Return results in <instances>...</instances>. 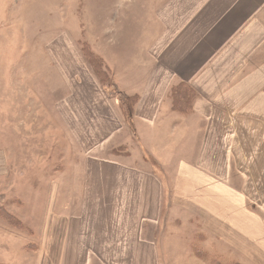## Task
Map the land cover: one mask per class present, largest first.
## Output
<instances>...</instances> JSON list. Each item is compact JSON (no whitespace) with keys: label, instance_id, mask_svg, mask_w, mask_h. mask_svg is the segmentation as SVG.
Returning a JSON list of instances; mask_svg holds the SVG:
<instances>
[{"label":"crops","instance_id":"obj_1","mask_svg":"<svg viewBox=\"0 0 264 264\" xmlns=\"http://www.w3.org/2000/svg\"><path fill=\"white\" fill-rule=\"evenodd\" d=\"M14 1L0 0V207L33 242L0 219V231L21 241L18 260L0 264H264V0L120 2L113 45L100 32L110 14H99L97 40L85 39L118 93L137 98L130 123L116 98L114 116L96 111L100 124L88 121L72 65L49 68L60 74L59 98L40 51L11 65ZM43 84L53 97L43 100ZM180 84L195 93L186 114L170 97ZM46 122L50 146L37 162L32 138ZM164 213L171 228H161Z\"/></svg>","mask_w":264,"mask_h":264},{"label":"rangeland","instance_id":"obj_2","mask_svg":"<svg viewBox=\"0 0 264 264\" xmlns=\"http://www.w3.org/2000/svg\"><path fill=\"white\" fill-rule=\"evenodd\" d=\"M120 2H123V4L129 3L128 0H15L14 2H11V19L7 28L11 33V65L16 64L17 56L22 52H27L26 55H28V52H32L33 50L36 52L40 51V64L42 70L45 71L42 74L43 80L49 78L53 84H56L58 88V98L64 95L60 84V74L58 72V74L50 73L49 68L53 67V65H68V67L71 68L72 65L74 74L73 81H75L74 85L76 86L75 91L76 94L78 93V96L81 95V98L85 101L83 103V109L90 115L88 117L89 122L100 124L95 114L101 107H105L111 115L114 116V111L111 110L110 107L115 105L116 98L119 100L118 104L119 102L121 104L119 110L122 112L123 105H126L128 101L121 94H119L117 88L111 84L112 72L110 71L108 73L110 78L109 82L107 84H101L94 73V69L90 66L88 60L83 54V46L84 44H87L88 49L95 55H98L96 52L98 46L94 43V47L92 43L85 39V36L89 37L90 35H95V40H97L99 32L96 34V30L94 32L92 31V28H95L96 25L94 20L99 16V14L102 15V18H104L106 14H110V17L105 19V22L102 23L101 26L102 30H100V32L108 34L103 42L111 45L115 43L114 34L118 32L119 25L122 24V21L119 22V17L115 15V12H118L115 7H119ZM17 6L22 8L20 10V22L18 19L16 21V16L13 14V10H15ZM14 18L15 20L12 21ZM23 32L28 35L29 39L26 41H23L20 35ZM83 33L84 35H81ZM26 58L28 59V57ZM33 61V59L29 61V64L32 66L34 64ZM41 90L43 100L48 99L49 94L53 97V89H50L49 85L46 86L43 84ZM14 99H16V97H14L13 100ZM48 123L49 122L43 123L42 129L39 130L41 131L40 136H38V134L35 138H32V140L36 141L35 143L38 144V150H41L39 157H37V162L43 159L45 156L44 151H46L47 147L50 146V134L48 131L44 130ZM52 132L56 135L54 139H57V149H60L61 147L65 148V130H52ZM102 137L103 136H101V138ZM91 140V145H94L97 138L91 136ZM74 147H76L75 144ZM50 162H56L54 155H51ZM38 188L39 193H45L48 185L40 184ZM9 195L18 196L17 185ZM24 195L26 194L24 193ZM29 198L30 197L27 195V199ZM165 202L167 205L170 204L168 200ZM48 205L49 198L46 194L40 201L36 202V211L39 210L40 214H42L40 218H43V213ZM32 209L33 201L29 200L27 208H25L24 212L32 214ZM167 215L168 213L163 214L161 228H171L172 223L168 222L170 218L167 220V217H169ZM173 216L174 213H172V217ZM18 231H22V233L18 234H23V236L26 237V241H29L30 243L27 247L30 248L33 242L31 237V228L25 227L24 229ZM167 231L169 234V229H167ZM0 232H2V229ZM159 239L162 240L161 235H159ZM20 243L21 241L19 239L15 240L13 237L8 236L5 232L0 233V244L9 248V252H6L4 248L0 246V259L3 261H9L8 259H11L12 261L18 260L20 254L15 249L21 250ZM9 245H11V248Z\"/></svg>","mask_w":264,"mask_h":264},{"label":"trees","instance_id":"obj_3","mask_svg":"<svg viewBox=\"0 0 264 264\" xmlns=\"http://www.w3.org/2000/svg\"><path fill=\"white\" fill-rule=\"evenodd\" d=\"M83 54L88 60L90 66L94 69V73L101 84H107L110 80L108 73L110 69L105 64L102 57L95 55L88 49L87 44L83 46ZM170 97L172 99L173 109L181 113H189L192 110V105L195 99L193 90L185 85L180 84L170 90ZM128 103L123 105V113L127 122L131 121L132 110L137 102L136 97L127 98ZM0 219L5 220L10 226L15 229L22 230L25 228L24 224L15 216L9 214L5 209L0 207Z\"/></svg>","mask_w":264,"mask_h":264}]
</instances>
